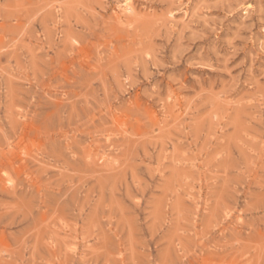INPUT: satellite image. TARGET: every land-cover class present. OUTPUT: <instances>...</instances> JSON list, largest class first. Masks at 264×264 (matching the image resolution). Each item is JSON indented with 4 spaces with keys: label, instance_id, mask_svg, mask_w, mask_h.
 Wrapping results in <instances>:
<instances>
[{
    "label": "rangeland",
    "instance_id": "374dc122",
    "mask_svg": "<svg viewBox=\"0 0 264 264\" xmlns=\"http://www.w3.org/2000/svg\"><path fill=\"white\" fill-rule=\"evenodd\" d=\"M0 264H264V0H0Z\"/></svg>",
    "mask_w": 264,
    "mask_h": 264
},
{
    "label": "bare ground",
    "instance_id": "6f19581e",
    "mask_svg": "<svg viewBox=\"0 0 264 264\" xmlns=\"http://www.w3.org/2000/svg\"><path fill=\"white\" fill-rule=\"evenodd\" d=\"M123 13L126 14V16H134L135 15V9L132 5L124 3V5L120 8ZM136 16V15H135Z\"/></svg>",
    "mask_w": 264,
    "mask_h": 264
}]
</instances>
